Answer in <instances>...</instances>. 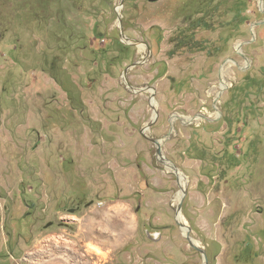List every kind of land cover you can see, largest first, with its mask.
I'll return each mask as SVG.
<instances>
[{"label":"rangeland","instance_id":"obj_1","mask_svg":"<svg viewBox=\"0 0 264 264\" xmlns=\"http://www.w3.org/2000/svg\"><path fill=\"white\" fill-rule=\"evenodd\" d=\"M262 1L0 0V264H264Z\"/></svg>","mask_w":264,"mask_h":264},{"label":"water","instance_id":"obj_2","mask_svg":"<svg viewBox=\"0 0 264 264\" xmlns=\"http://www.w3.org/2000/svg\"><path fill=\"white\" fill-rule=\"evenodd\" d=\"M150 1H152V0H150ZM261 4H263V1H262V0H261ZM124 39H125V37H124ZM125 74H127V71H126ZM125 82L127 83L126 80H125ZM130 88H131V87H130ZM131 90H133V89L131 88ZM143 92H148V90H147V89H146V90H143ZM156 121H157V117L154 118L153 123H155ZM151 126H152V125H149V126L145 129V131L149 130ZM142 134H144V131L142 132ZM151 141L157 146V153H158V158H159V160L161 161L160 158H162L164 161H166L168 164H170V165L172 166V168L174 169L175 172L179 173V170H178V169H177V168H176L171 162L167 161L166 158L164 157V155H163V150H162V143H161L160 141H157V140H151ZM161 163H162L164 166H166V163H163L162 161H161ZM186 194H187V190L184 191L183 197H182V199H181V201H180V203H179V205H178V208H177L176 211H175V213H176L177 224L181 227L182 231H183L184 226L178 221V217H179V215L182 213V205H183V201H184V198H185ZM162 229H163V228L156 229V230L158 231V232H156V233H150V232H148V231L146 230V235H147V237H148L149 239H151L152 241H154V242H158V241L161 240V237H162V234H161ZM185 237H186V239L189 241V243L191 244V246H192L195 250H197L198 252H200V253L203 255V258H204V264H209V260H208V258H207V255L205 254V252H204L203 250H201L200 248H198L197 246L194 245V243H193V239L191 238V235H190V228H189V227H188V233H187V235H186Z\"/></svg>","mask_w":264,"mask_h":264},{"label":"bare ground","instance_id":"obj_3","mask_svg":"<svg viewBox=\"0 0 264 264\" xmlns=\"http://www.w3.org/2000/svg\"><path fill=\"white\" fill-rule=\"evenodd\" d=\"M263 6V4H261V2H260V7L261 8H263L262 7ZM119 9V8H118ZM119 11V10H118ZM236 48L239 50V48H238V46H236ZM141 49H144V47L143 46H141ZM230 65V64H229ZM227 68L225 67V68H223L222 69V72H221V87L223 88V89H226L227 88ZM152 104H154V102L152 101ZM217 104V103H216ZM202 116V115H201ZM180 118V117H179ZM176 119H177V117H174V121H176ZM202 119H204L203 117H202ZM184 121H185V123L186 124H191V123H193V122H198V121H200V119L199 118H197V119H195V118H193V119H191V118H185V119H183ZM206 120V119H205ZM209 120V119H208ZM204 121V120H203ZM195 122V123H196ZM161 159V161L163 162V163H166V167H167V170L169 171V172H171L172 174H174L177 178H178V181H179V187H180V194L176 197V199H175V203H177V204H179L180 203V201H181V199H182V197H183V194H184V191L185 190H187V179H186V177L181 173V172H179V173H177V172H175L174 171V169L172 168V166L170 165V164H168L166 161H164L162 158H160ZM178 221L184 226V228H183V233H184V235L186 236L187 235V233H188V224H187V222H186V220H185V218H184V216H183V214L181 213L180 215H179V217H178ZM193 243H194V245L195 246H197L198 248H201L202 247V245L199 243V242H197V241H195V240H193Z\"/></svg>","mask_w":264,"mask_h":264},{"label":"trees","instance_id":"obj_4","mask_svg":"<svg viewBox=\"0 0 264 264\" xmlns=\"http://www.w3.org/2000/svg\"><path fill=\"white\" fill-rule=\"evenodd\" d=\"M198 43L199 42H195V40H193V38H191V46L198 47L197 46ZM201 159L204 160V158H201ZM218 160L220 163H224V165L227 166V170H230V169H233V168L239 166V161L237 160V158L235 156L227 153V152H225V154L221 158H219ZM252 253H253V251H252ZM237 261H240V256L238 257Z\"/></svg>","mask_w":264,"mask_h":264},{"label":"flooded vegetation","instance_id":"obj_5","mask_svg":"<svg viewBox=\"0 0 264 264\" xmlns=\"http://www.w3.org/2000/svg\"><path fill=\"white\" fill-rule=\"evenodd\" d=\"M153 231V230H152Z\"/></svg>","mask_w":264,"mask_h":264}]
</instances>
